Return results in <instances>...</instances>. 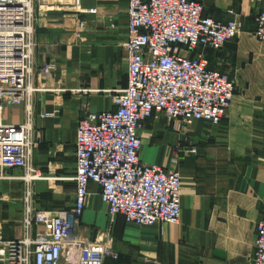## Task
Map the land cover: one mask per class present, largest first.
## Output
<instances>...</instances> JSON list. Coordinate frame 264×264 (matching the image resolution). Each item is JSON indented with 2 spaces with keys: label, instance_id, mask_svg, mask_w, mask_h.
<instances>
[{
  "label": "crops",
  "instance_id": "0c3cea01",
  "mask_svg": "<svg viewBox=\"0 0 264 264\" xmlns=\"http://www.w3.org/2000/svg\"><path fill=\"white\" fill-rule=\"evenodd\" d=\"M196 1L205 15L240 24L237 37L221 50L205 51L210 68L229 72L235 81L233 102L218 125L197 121L177 131L160 115L147 119L140 130L141 160L181 173L179 223L129 225L122 215L109 213L98 185H89L75 232L89 241L112 239L117 257L105 264H254L256 224L264 211V42L254 30L264 0ZM127 24L128 0L34 2L29 82L35 90L24 104L4 110L6 123L30 119L33 126L30 165L39 177L12 169L8 175L18 179L5 181L25 186L34 210H59L46 197L53 187L57 200L76 174L79 120L88 111L113 109L114 93L126 88ZM75 193H70L72 208Z\"/></svg>",
  "mask_w": 264,
  "mask_h": 264
},
{
  "label": "built area",
  "instance_id": "2783aa9c",
  "mask_svg": "<svg viewBox=\"0 0 264 264\" xmlns=\"http://www.w3.org/2000/svg\"><path fill=\"white\" fill-rule=\"evenodd\" d=\"M35 1L0 0V180L18 179L8 175L12 169L38 176L30 165L36 144L30 119L22 124L4 119L6 105L24 104L35 90L29 82ZM37 1L51 5L55 0ZM255 22L254 35L264 42V7ZM127 26L126 88L114 93L113 109L88 111L77 125L75 206L34 210L27 192L25 235L8 239L0 230V264H105L117 257L111 238L89 241L75 232L91 183L98 185L109 213L122 215L129 225L179 223L181 173L141 160L140 130L147 119L160 115L177 131L197 121H223L235 81L229 72L210 68L205 51L221 50L237 37L240 24L205 15L196 0H128ZM253 263L264 264V211L256 224Z\"/></svg>",
  "mask_w": 264,
  "mask_h": 264
},
{
  "label": "rangeland",
  "instance_id": "374dc122",
  "mask_svg": "<svg viewBox=\"0 0 264 264\" xmlns=\"http://www.w3.org/2000/svg\"><path fill=\"white\" fill-rule=\"evenodd\" d=\"M76 189L75 181H67L63 186L62 193L54 200L53 196L57 193L53 187L48 188L50 197H46L51 207L59 209H71L72 199L70 193ZM26 188L22 185L9 183L5 180H0V230L4 235L9 236V233H24V212L26 206ZM44 207V206H42Z\"/></svg>",
  "mask_w": 264,
  "mask_h": 264
},
{
  "label": "bare ground",
  "instance_id": "6f19581e",
  "mask_svg": "<svg viewBox=\"0 0 264 264\" xmlns=\"http://www.w3.org/2000/svg\"><path fill=\"white\" fill-rule=\"evenodd\" d=\"M37 177H39V176H37ZM37 177H34V178H37Z\"/></svg>",
  "mask_w": 264,
  "mask_h": 264
}]
</instances>
